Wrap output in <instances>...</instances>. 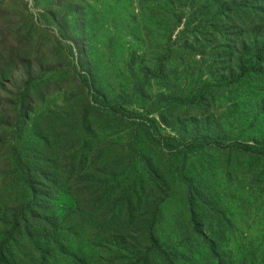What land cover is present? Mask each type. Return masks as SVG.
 Wrapping results in <instances>:
<instances>
[{
    "label": "rangeland",
    "instance_id": "1",
    "mask_svg": "<svg viewBox=\"0 0 264 264\" xmlns=\"http://www.w3.org/2000/svg\"><path fill=\"white\" fill-rule=\"evenodd\" d=\"M256 12L251 0H0V208L26 205L14 149L58 217L40 239L52 264L118 256L126 212L156 206L180 262L212 264L181 235L189 202L221 253L264 264V155L243 149L264 154Z\"/></svg>",
    "mask_w": 264,
    "mask_h": 264
},
{
    "label": "trees",
    "instance_id": "2",
    "mask_svg": "<svg viewBox=\"0 0 264 264\" xmlns=\"http://www.w3.org/2000/svg\"><path fill=\"white\" fill-rule=\"evenodd\" d=\"M251 2L256 6L257 12L253 14L256 24L251 28L249 34L250 52L253 63L259 61L261 64L263 62L264 66V0H251ZM96 99L104 104L101 98L97 97ZM106 108L113 114L118 113L117 107L114 105L106 106ZM243 149L249 153L264 155L263 150L254 151L253 148L247 145ZM13 155L14 158L10 163L13 164L11 170H15L19 176L23 177L24 186H27V199H25L26 205L23 208H0V264H52L47 258L50 255V250L42 249L40 239L41 237L45 239L46 236H52L58 217L54 215L46 216L43 213V206L38 199L39 195L42 194L36 188L41 184H39L40 182H32L34 167L19 158L14 149ZM45 179L51 187L53 178L45 177ZM186 214L187 220L182 228L181 235L188 241H200L203 247L206 248L205 255L208 261L212 264H243L236 261V259L225 256L212 241L206 239L198 221L196 208L191 202L186 207ZM125 215L126 218L131 219L132 226L128 227L125 224L119 230L120 232L112 238V241H115V244L120 247V254L114 257L99 258L100 261L97 264H114L115 260L118 261V264H184L180 262V258H182L180 252L165 245L161 234H159L158 226L160 225L161 215L157 206L152 212H148L143 216L138 215L136 218L133 214L129 217L127 212ZM117 219L123 220L121 216ZM120 222L115 221L113 225ZM51 246L55 247L59 244L56 243V245L52 244ZM25 247L36 253L34 260L27 259L29 260L27 262L26 258L30 257L28 252L21 251ZM71 258L69 264H89L83 254L78 256L71 253ZM189 264H198V258L191 260Z\"/></svg>",
    "mask_w": 264,
    "mask_h": 264
}]
</instances>
